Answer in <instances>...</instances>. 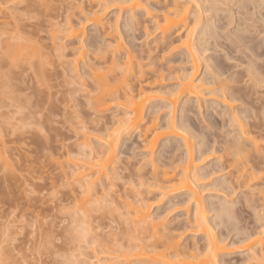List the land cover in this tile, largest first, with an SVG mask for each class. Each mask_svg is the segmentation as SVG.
<instances>
[{
  "label": "rangeland",
  "instance_id": "1",
  "mask_svg": "<svg viewBox=\"0 0 264 264\" xmlns=\"http://www.w3.org/2000/svg\"><path fill=\"white\" fill-rule=\"evenodd\" d=\"M85 1L0 0L1 40L6 41L8 39V42H11L13 46L14 44L19 46L23 44L27 46L25 51L26 56H20L16 62L7 56L8 53L6 54L7 58L3 59L4 57H2V60L0 59V63L2 64V66L0 64V71L3 73L8 71L11 74L10 75L7 73L10 75V80L8 79L9 81L5 79V76L4 78H0L4 79V82L7 80L8 82L6 81V84L8 85L3 84V82H1V84L5 85V87L8 86L9 90L12 92L11 95L9 93L3 92L4 95L8 96L4 102H1L3 97L0 99V264H113L114 262L112 261H115V263H121L122 258H118V260H121H119V262H116L117 260L114 259L116 258V255L119 257V250H122L121 248L124 249L126 246L123 247L120 244L122 247L120 246L121 248L119 249V245L116 243H125V240L116 241V243L113 241L112 244H110L107 239L105 240V237L109 232H114L116 233L115 235H123V237L126 236V238L129 235V237H131H128L130 242V239L132 240V238L136 235L134 226L130 224L131 222L128 218L131 215L128 214L129 216H126V213L124 212L127 209V206H125L123 203L124 201H132V196L134 194L133 192H136V190L141 191L140 193H142L145 200L151 203V217H159L162 222L169 224L179 220L182 221L187 216L185 213L187 205L183 201L186 198V194L183 193L182 195L173 199L174 201H182L175 206H171L167 196L163 195L157 189L148 187L146 183H143V181L146 182L148 180H142L141 182L143 185H136L139 180L137 181L138 178L136 179L135 173V176L132 177L133 170L136 167L139 168V166H142L143 164L146 166L145 168L143 165V168L146 169V171L150 170L151 167H149L147 170V165L149 162L146 165L145 160L147 159L148 161V159L151 157L153 158L157 156L156 154H158L159 146L157 145L158 147H155L153 154L143 150V147L140 145L142 147L141 148L138 144V141H136L137 137L135 138V136L137 133L134 131L135 134L131 136V139L128 138V140H126L127 134L122 135L123 137L121 139L123 140L119 142L116 152L117 159L115 157V161H113L114 169L116 168V173H118V176H115V178H118L114 179L112 177L113 175L111 176V178L114 179H111L112 182L115 183L113 184L114 187H111L110 190L106 188V194L108 191V195L104 198H101L103 199L101 211L104 208L106 215L109 211L107 218L109 216L110 220L109 218L108 220L106 219V222H109L105 223L104 217H102L103 219L97 217L100 219V221H98L99 219L94 220L95 216L93 218L91 217V220L88 218V221L86 224L84 222L83 226L85 227L84 230L90 228V231L87 233V238L85 237L84 240H82L83 238L80 240L81 237L79 236H82L83 234H80V232L84 227L81 229L82 226L80 227V224H77L81 220L79 221L76 218V223L73 222V219H75V211L79 208L76 201L79 199L82 193L78 188V184L73 182L74 180L70 181L72 177L69 180L66 179L68 177V172L66 173V178L65 175L64 177L62 175L69 163H67L66 160H69L67 159L68 157H70V159L72 158L73 160L75 156H80V153L77 152L80 151V148L77 149V145L83 140V134H86V136L87 133L89 134V137L87 136L88 138L86 136L84 137H86L85 139H87V141H89L92 146L96 148L99 146L101 147V140L96 139V137L101 134L103 135V130L102 132H99L92 127L94 126L92 121L96 117H99V120L103 122L105 127L109 129L111 126H113L117 117L121 114V108L114 106H111L105 110L103 109L102 111H99V113H94L95 109H93V111L91 110V107L89 106L90 102L86 101L88 99L87 97L85 98V95L87 94H85L84 91V87H86L87 84L88 87L91 86L89 85L90 83H93L94 85L93 79L89 80V75L87 78L85 76H82V78L80 77L81 75H79L77 77L81 79H76V74L73 75L75 78L71 74L76 73L70 70H74V67L71 68L70 66H73L74 62H76L75 58L79 55L76 53H80L82 50L79 49L80 45H83L84 55L83 59H80V62H76L78 71L80 70L81 66H84L81 65V63L85 64L86 68L88 67L86 65V61L88 62V60H90V64L93 63L90 66L92 67L91 69L96 70L97 72L94 71L96 74L100 72V76L107 75L108 73L105 74V72H108L109 70H114L106 67L108 65L107 60H103L104 62H107L104 64H102L100 60V65L98 64L99 62L97 63L96 60L100 57V55L106 52L102 53L103 50H95V46V49L91 47L92 44L90 46L89 40L87 39L88 36L85 37V41L83 40L82 36V42L79 44L77 42L78 40L70 37L68 38L67 33L65 34L63 30L65 29L63 27L65 26L64 22L67 17L70 16V18L75 22L81 19L80 17L82 14H79V9L83 7V4L85 8L86 5L90 3V1L87 0L85 5ZM146 1V4L149 3L148 7L152 8V10L151 8L149 9L151 10L152 14L153 12L156 13V11H159L158 9H160V5L158 4H161L166 0ZM108 3V7L106 6L103 11L104 22L113 24L115 18L119 16L117 23L121 25L125 21V15H121L120 11L118 12V7L115 4H111L110 1ZM199 3L202 10V16H207L216 20L215 24L218 26V28L216 29L217 34L215 36L209 38L206 37V42H203L204 39H202V41H198V35H194L195 37L193 36L195 38L193 42H195L198 45V48L201 50L202 63L200 65L201 70L197 79L201 77L208 79L217 75L219 78H221L220 82L222 83L232 82L227 77L228 74H220L221 72L216 70L215 65L217 62H219L222 66L238 64L236 60L226 59V55H229L228 52L232 50L231 53L233 54V49H235L233 46V40L238 39L236 38L238 33L234 32L233 28H236L237 24L240 25L239 27L248 26L249 28V32H243L247 36L245 45L260 47L259 51H264V23L259 18L258 8H253L252 0H199ZM205 7L208 8L206 11H204ZM216 7L220 9L216 10ZM222 9H231L233 12V19H231V22H228V16H226L227 11H222ZM239 11L242 13L239 14ZM117 12L120 13V15H118ZM262 12H264V10H262ZM140 14L141 12H139V15ZM145 17L146 16L144 15L143 20H150L149 16L146 18ZM142 22L141 25H144V22ZM147 22L148 21L145 22V25L151 26V22ZM141 28L142 27H140V30L138 28V30L135 32L136 38H134V42L137 43L135 46L139 45L141 47L142 43H144V40L146 42L149 41V46H151V42H153L155 39H158L159 34L153 28H149L150 30H148L150 34L145 37V32ZM259 28L262 30L261 32H258L257 29ZM61 29L63 32H61ZM56 30L59 31L56 33L54 32L55 34H53V31ZM118 31L120 34L119 37H121L123 42H127L128 38L121 34L119 29ZM180 34H182L181 36H184L185 32L183 29L181 30ZM54 35H56V37ZM119 37H116V39ZM107 40L114 39L109 38ZM3 41L0 44V56L1 52H6L5 47L7 43ZM11 43L10 45H12ZM115 43L112 44L115 45ZM10 45L8 48H11ZM144 45H142L143 48ZM127 47L129 48L128 50L131 51V55L133 57L132 60L134 63L133 65H137L136 62L143 65L142 72L140 74L137 73L138 79H128L131 80L133 87H136L135 89L141 85L145 86L146 92L150 95V99L148 101L157 110V120L164 122V120L168 118V112L170 108L160 100L159 96L162 92L175 90L178 87V77L181 76L186 70H191L187 56L184 51L179 49H175L173 52H169L171 50H168V52H166L167 50H164L163 53L160 49H154V51L151 52L150 57V54L146 51V48L143 49L141 47L138 49V47H135V49H132L129 46ZM10 48L9 51L12 49ZM242 48L244 49V47ZM11 51L13 52L14 50L12 49ZM108 51L110 52V50ZM22 52L23 54L25 53L24 50H22ZM22 52L20 51L18 55H20ZM236 52H234L233 55L236 56L239 54V52L235 54ZM97 56L99 57L97 58ZM147 56L151 59H148ZM118 58L121 60L120 56ZM11 59L12 61H10ZM106 59L108 58L106 57ZM5 60H7V63H5ZM122 61H127V58L122 57ZM149 63L151 64L148 65ZM241 65L244 66L245 63ZM206 67H208V70L204 72ZM84 68L85 67L82 68L81 74H83ZM87 69L90 70V68ZM242 70L239 71L241 72ZM114 71H111V74H113ZM117 73H119V71H117ZM135 76L133 78H135ZM93 77L94 76H92V78ZM115 77L116 76L113 77L114 80L117 79ZM246 77L244 76L243 80H239L242 86L250 83ZM260 77L263 80L260 82L261 84L259 83L260 88L257 87L258 90L256 89V95L253 94L255 96L251 97V102L258 99L259 100L251 103L253 104V108H255V110H252V112H247V114H251L252 117L250 122H254L255 118H257V123L259 124L258 127L246 125L245 128L250 130L248 135L253 139L255 138L256 142H258V144L261 143L262 146V143H264V141H262L264 139V110H262V106H264V76ZM111 79L112 77H110V80ZM80 80L86 84L84 86V84L81 83L82 86H84L82 88L80 87ZM87 89L90 90L91 88ZM3 90H6L7 92L8 89L4 88L3 86V88H0V93ZM90 91H92V89ZM90 91L89 96L92 95V92ZM93 93H96L95 90ZM183 102L184 99L180 101V103L175 108V115L177 119L180 117V109ZM230 103L234 105V112L241 108L246 109L247 107V105H245L240 100L231 101ZM206 105H217V107H220V104L214 100L208 101L206 103L201 102V107L199 108L197 102H195L193 99H190L185 103V109L188 110L191 120L190 125L186 126L185 130L189 134H187V136L191 135V142L195 144L201 138L197 130L200 124H202L200 121L201 114H199V111L202 110V115H205ZM147 110L148 109H146L144 121H149L147 120ZM96 121V123L100 122L98 120ZM193 125H195V127ZM97 128L100 130L101 127L99 128L98 126ZM213 131H216L217 133L220 132V130L215 129H213ZM104 132H106V130ZM128 135L130 136V133ZM170 139V142L168 141L167 143L169 146L167 145L164 147L166 149V152H163L162 154L164 158L161 159L164 160L167 158L166 161H170L168 158L172 159L173 157L174 160L176 159L174 162L176 164L177 160L185 154L186 147L179 138L176 139V141H172L174 139ZM123 142L125 143L123 144ZM82 158L85 159L84 157ZM82 158H79V163L81 161L83 162ZM86 158L89 160L88 157ZM80 159L82 160L80 161ZM87 159L83 163H86ZM162 163L164 162L162 161ZM262 166H260L262 169L261 173L264 174V167ZM167 167L168 166L165 165V168ZM68 168H70V166ZM261 169L259 171H261ZM112 171L110 173H112ZM101 182H103V180H101ZM208 182L209 179H203L201 180L202 184L198 186L202 189L200 191V195L203 203L210 204V202L218 201L223 202V205L227 204V206L232 208L231 213H226L227 215H224L225 219L223 217L224 220L221 219L222 221L215 218V211H209L207 213L210 221H214L212 219H215V225L212 224L214 222L211 223L214 226V233L216 235L221 234L223 236H221L222 238L226 237V243L229 244L230 241L231 244H229L227 247H230L232 251L230 252L227 250L229 254H225L222 259L226 261V264H254L256 262L254 261L255 259H252L254 256H252L251 259H248L249 257L247 258V254L244 255L245 253H243L245 250L242 251L243 248L239 250L241 247L240 245L242 244L237 243L236 240L234 241V239H236L234 237L235 233L236 235L238 234V227V229H242L241 231H243V233L245 232L244 234H247L248 232L250 233L252 231L255 233L259 230V224H264V219H262L261 222L258 221L262 218V214L264 218V207H262L264 205H261L262 201L264 203V200L260 198L262 200L258 201L260 196L257 195V197H255L256 194H254V207L256 204L261 205H258L259 208L255 207L257 213H261V215L257 214V217L255 215L256 213L254 214V209L251 210L254 208L253 202H249V200L251 201L252 197L249 196V198L246 196V198H249L248 203H251L252 207L250 206V208L248 203H246V206L244 205L243 201L247 202V200H242L244 195H239V191H242V188L236 190V193L227 194L226 192L224 193L222 191L216 190L212 185H209ZM106 183L107 181L105 180L104 184ZM73 189L75 193H72L74 191L70 192ZM70 193L74 195L71 196L72 194ZM93 196L91 193L87 197L88 201H91L90 199H93ZM93 200L92 202H94ZM97 201L99 202V200ZM89 204L90 202L88 205ZM94 204L92 207H95ZM92 207L91 210L94 211L96 208L92 209ZM98 207H100V205ZM98 207L97 209H99ZM91 210L89 209L88 211L91 212ZM93 211L91 215H93V213L96 215V213H98L97 211L100 210H97L96 212ZM102 212L101 214L104 215ZM81 213L84 214L83 211ZM81 213L78 214L80 215ZM120 213H123L122 216ZM87 215L88 216L85 215L84 217H90L89 214ZM106 215L104 216L106 217ZM259 216H261V218H259ZM101 220L103 221V226H98L97 221L102 222ZM263 227L264 225L262 226V229ZM123 228L126 229L124 231H132L135 233V235L132 236L130 233H128V235L125 234L126 232L124 233ZM170 228L172 231L175 229L173 227ZM170 228L167 231H171ZM177 229L178 230L175 229L173 233L183 234L180 237L182 244H188L187 246H190L191 244L192 246V244L195 242L199 246H202V244L205 243V237L202 236L201 233L194 234L188 229ZM241 231H239V233ZM262 234L264 235V232H262ZM262 234L261 236L263 237ZM114 236L112 235V237ZM239 237L240 236L238 235L237 238ZM107 238L108 240L110 239L109 237ZM120 239H122V237ZM127 239L126 244L128 245L129 242ZM232 239L236 243H234ZM104 243L112 246L113 251L118 249L116 252L110 251L111 254L114 253L115 255L111 256L112 259H109L108 255V257H105L102 254L103 252L101 253L100 250H102V248V251L106 252L112 248L106 249ZM113 243H115V245ZM104 248L106 250H104ZM110 252L107 254H110ZM255 258L257 259L258 257ZM129 261V264H142L140 260H138V262L134 258L131 260L129 259ZM258 264H264V260H260Z\"/></svg>",
  "mask_w": 264,
  "mask_h": 264
},
{
  "label": "bare ground",
  "instance_id": "2",
  "mask_svg": "<svg viewBox=\"0 0 264 264\" xmlns=\"http://www.w3.org/2000/svg\"><path fill=\"white\" fill-rule=\"evenodd\" d=\"M88 1H90V3H88L87 5H86L87 0L85 1V5H86L85 8L83 4L82 5L83 7L79 9L80 10L79 14L80 15L82 14V16L80 17L81 19L75 22L70 18V16L69 17L66 16L67 18L65 19L64 22L65 26L63 27L65 29L63 28L62 29L64 30L65 34L67 33L68 36L67 35L66 36L68 38L70 37L78 40L77 42L79 44L82 42L81 40L82 36H83V40L86 39L85 38L86 36H88L87 39L89 40L90 46L92 44L91 47L94 48L95 46L96 47V49L94 48L95 50L101 49L103 50L102 53L106 52L101 54L100 57L97 56V58L99 57L96 60L97 63L99 62L98 64L100 65V61H101L102 64H104L107 63L104 62L107 60L108 65L106 67L114 69L116 71L108 69L109 71L105 72V74L108 73L107 75L100 76L99 75L100 72L96 74L94 72L96 70L91 69L92 67L90 66L93 63L90 64V60H88V62L86 61V65L88 66L87 68H90V70L86 68L85 64L81 63V65H84L83 66L85 67L84 69H87V70L83 69L84 72L83 74H81L82 73L81 70L83 67L81 66L80 70L78 71L77 69L78 67L76 64V62H80L81 58L83 59V55H84L83 45H80L79 49L82 50L80 53H76L77 55L79 54L75 58L76 62H74L73 66H70L71 68L74 67L73 68L74 70L72 69L70 70L76 73L74 74L71 73V74L72 76L76 74L75 76L76 79H81L77 77L79 75H81L80 77L85 76L86 78L90 76L91 78L89 77L88 79L89 80L93 79L94 85L93 83L89 84L93 88L91 86L88 87V84L86 87H84L86 84L81 82L82 80H80L79 83L81 88L84 87L85 90L84 89L82 90H84L85 94H87L85 95V98L87 97V99L89 100L86 101L90 102V105L89 103L88 105L91 107L92 111L93 109H95L94 113H99V111H102L103 109L105 110L111 106H114L121 108L120 111L121 114L117 117L115 123L109 129L105 127V124L99 120V117H96L92 121L95 127L94 126L92 127L95 128L96 131L98 130L99 132H102L103 130L102 133L104 136L101 134L103 137L101 135L96 137V139L101 140L100 141L101 147L99 146L96 148L92 146L89 143V141L85 139L87 136L89 137V134L87 133V136L86 134H83L86 137L82 136L83 140L81 141V143L79 142L77 145V149L80 148L79 149L80 151L77 152H79L80 156L84 157L85 159L77 155V157L75 156L76 158L74 157L73 160L72 158L70 159V157L67 158L69 160H66L67 163L69 162L71 165L68 163L67 168L64 170L65 173L63 171L62 175L63 177L65 175L66 178L68 174V177L69 176L70 177L69 178L67 177L66 178L67 180H69L72 177L70 181L74 180L73 182H76L78 184L79 186L78 188L82 193V194L80 193L81 195L79 199L76 201L79 208L77 207L78 209L75 211L76 213H74L75 219H73V222L77 221L76 218L79 221L81 220L80 222L78 221L79 223L76 222L77 224H80V227L82 226L81 229L84 227L83 226L84 222L86 224L88 218L90 219L91 217L93 218L94 216L96 217V218L94 217V220L95 219L98 220L99 218L97 217L100 218L104 217L105 223L109 222V221L106 222V219L108 220L109 218L110 220L109 216L107 218V215H109L108 213L109 211L107 210L108 211L107 215L106 212L104 211V208L102 209L103 212L101 211L102 208L101 204L103 203L102 201L103 199L101 198H104L108 195V191L106 194V188L110 190L111 187H114L113 184L115 183L112 182V180L118 178V177L115 178V176H118L117 175L118 173H116V168L114 169L113 161H115V157L117 159L116 152L119 146V142L123 140L121 139L123 137L122 135L127 134L128 137L125 135L127 138L125 139L128 140V138L131 139V136H133V134H135L136 132L137 133V135L135 136V138L137 137L136 141H138L139 146L141 145L143 147V150L153 154V150L157 145L159 146V147L157 146L159 149H158V154H156L157 156L153 157L156 164L153 161L152 157L148 159V161L147 159L145 160L146 165L148 164V162L149 164H151V165L149 164L147 165L148 166L147 170L149 169V167H151L150 170L146 171V169L143 168V165L145 168L146 166L145 164H143L142 166H139V168L136 167L137 169L135 168L133 170L132 172L133 175L131 173L130 174L132 175V177L136 175L135 176L136 179L138 178L137 181L139 180L138 183H140L142 180H148L146 182L143 181V183L144 184L146 183L148 187L157 189L163 195L167 196V199H169V204L171 206H175L182 201V200L174 201L173 199L177 198L183 193L186 194V198L183 201L187 205L185 209L186 211L185 213L187 214V216L182 221L179 220L180 222L177 221L173 223L171 222L172 221L171 220L170 221L171 223L165 224L164 222H162V220L159 217L157 218L151 217V203L145 200L142 193H140L141 191L136 190L135 192L133 190L134 192L133 191L132 192L134 194L132 196V201H124V202L121 200L120 201L123 202L125 206H127V209L125 210L124 213H126V216L131 215L128 218L129 221L131 222L130 224L134 226L136 235L132 231L131 232L124 231L126 230L124 228L123 231L124 233L126 232L125 234L127 235L128 233L132 234V236L135 235L134 236L135 238L133 237L132 240L130 239L129 242V238H131L129 237V235H128L129 238L127 237L128 238L127 239L126 236L125 237H123V235L118 236V234L115 235L116 233L114 232L112 233L109 232L111 235L108 233L105 237V240L107 239V241L110 244H112L113 241L116 243V241L125 240L124 241L125 243L117 242L116 244L119 245V249L122 246L123 247L126 246L124 249L128 248L126 250H124L123 248H121L122 250H119V257L116 255V258L114 260H117L116 262H119L120 259L118 260V258H122L121 259L122 261L120 260L121 263L120 262L115 263V261H112L114 262L113 264H123V263L129 264L130 262L129 259L131 260L132 258H134L137 261L140 260L142 264H203V263L226 264V261L223 260L222 257L225 254H229L228 251L230 252L232 251L230 247H227L230 244V241L229 244H227L226 237L222 238L223 236L221 234L216 235L214 233L213 225H215V219H212L214 221H210L207 213L209 211H215L216 213L215 218L218 220L221 219L224 220L225 219L224 215H227L226 213L229 212L231 213L232 208L230 206H227V204L223 205V202H218V201L210 202V204L203 203L200 195V191L202 189L199 188L198 186L202 184L201 180L209 179L208 182L209 185H212L216 190L222 191L224 193L226 192L227 194L236 193L235 192L236 190L242 188V191H239L240 193L239 195L241 194L244 195V197L242 196L243 198L241 197L242 200L243 199L247 200V202L243 201L245 206L246 203H248V199L252 197L251 201L249 200V202L251 203L253 202V207H254L255 204L253 200L254 194H256L255 197H257V195L260 196L258 198V201L262 199L264 200L263 198L264 195H262L264 194V174L261 173L262 169L260 167L262 165H263L262 167H264V150H263L264 143H262V146L261 143L258 144L255 138L253 139L251 136L248 135L250 130L248 128H245L246 125L252 127H258L259 124L257 123V118H255L254 122H250V119H252V117L251 114H247V112L248 111L252 112V110L254 111L255 108H253L254 106L251 103L259 100L258 99L251 102L252 99L251 97L256 95L255 94L257 93L256 89L257 87H259V83L263 80L260 76H264V51H259L260 47L246 46L245 41L247 36L243 32H249V28L248 26L239 27L240 25L237 24V27L233 28V31L238 33L236 35L237 36L236 38L238 39L233 40V46L235 48L233 49V54L236 51L237 52L235 54H237L238 52L239 54L235 56L231 53L232 50H230L228 52L229 55H226V59L236 60L238 64L222 66L219 62H217V64L215 65L216 70L218 72H221L220 74L227 73L228 74L227 77L232 82L222 83L220 82L221 78H219L217 75L212 76L208 79L202 77L197 79L199 76V72L201 70L200 65L202 62H201V50L198 48V45L195 42H193L195 39L194 35L199 36L198 41H202V39H204L203 42H206L207 41L206 37L209 38L215 36L217 34L216 29L218 28V26H216L215 24L216 20L207 16H202V10L200 8L199 0H166L164 1L165 3L163 2L164 4L159 3L158 4L160 5L159 6L160 9H158L159 11H156V13L153 12L152 14H151L152 8L150 7L151 10H149L150 9L148 7L149 3L146 4L147 3L146 0H145L146 2L144 0H107V1L88 0ZM109 1L111 4H115L118 7V12L120 11L121 15L122 14L125 15L124 18L125 21L121 25L117 23L119 16L115 18L113 24H108L104 22L103 11L106 8V6L108 7ZM252 3L254 9L258 8L259 18L264 23V12H262V10H264V0H252ZM207 9L208 8L205 7L204 11H206ZM217 9L220 8L216 7V10ZM222 11H227L226 16H228V22H231V19H233V12L231 11V9L230 10L222 9ZM118 12L117 14L120 15V13ZM139 12H141L140 15L142 19L140 18ZM241 13L242 12L239 11V14ZM144 15L146 17L149 16L150 20L144 19L145 20L144 21L143 20ZM140 21L144 22V25L142 24L143 26L141 25ZM146 21L148 22L150 21L151 26L145 25ZM140 27H142L141 29L144 30L145 33L144 32L143 33L145 37L148 34H150L149 28H153L159 34V38L151 42L153 45L151 44V46H149L150 45V43H148L149 41L146 42L145 40L144 43H142V45L146 44L144 45V48L140 44L143 49L146 48V51L150 54V57H151V52L154 51V49L156 50L160 49L162 50V53L164 52V50H167L166 52H168V50H171L169 52H173L175 49H179L185 52L189 64L191 66L190 71L186 70L181 76L178 77L179 79L177 83L178 87L175 90L162 92L159 96L160 100L170 108L168 112V118L165 119L164 122L163 121L160 122L159 120H157L158 119L156 117L157 110L154 106H152L149 103L148 100L150 99V95L146 92L145 86L141 85L137 89H135L136 87H133L131 80L128 79V78L134 80L136 78L138 79L137 73L140 74L143 70L142 69L143 65H141V63L136 62L137 65H133L134 64L132 60L133 57L131 55V51H129L128 50L129 48L127 47L129 46L130 48L135 49V47L137 48L139 46V45L135 46L137 43L134 42V38H136L135 32L138 30V28L140 30ZM62 29L61 32H63ZM118 29L120 30L121 34H123L126 38H128L127 42L124 43L121 37H119L120 34ZM182 29L185 32L184 36H181L182 34H180ZM257 30L258 32L262 31L260 28ZM58 31L57 30L53 31V34H55ZM54 36L56 37V35ZM116 37L119 38L116 39ZM109 38H112L114 40H107ZM2 41L3 40H1L0 38V44ZM8 41H9L8 39L6 41L5 40L3 41L7 43L5 47L6 52H1L0 59L2 57H4L3 59H5L8 56L12 58L13 61L16 62L20 56L21 57L26 56V52H25L27 48L26 45L21 44V46H19L17 44H14L13 46V44ZM10 43L12 45H10ZM112 43H115V45H113ZM9 45L14 50L13 52L11 51L12 49L10 47L9 48L11 50L9 51L8 48ZM141 47L139 46L138 49ZM242 47H244V49ZM22 50H24L25 52L24 54ZM108 50H110V52ZM20 51L22 53L18 55ZM12 55L15 58H13ZM102 55L104 57L106 56L109 60L106 59V57L104 58ZM116 55L117 57L115 58ZM119 56L121 60L118 58ZM122 57L127 58V61H122ZM150 57H148V59ZM12 59L10 61H12ZM5 63H7V60H5ZM243 63H245L244 66L241 65ZM150 64L151 63H149L148 65ZM242 68L244 71L242 70ZM207 70L208 67L205 68L204 72ZM239 70H242L243 72L242 71L240 72ZM91 71H92V76H94L93 78L91 76ZM111 71L112 72L114 71V73L111 74L112 73ZM117 71H119L120 74L117 73ZM7 73L10 74V72L8 71L7 72L5 71L4 73L0 71V78L2 77L4 78L5 76V79L10 80L11 74L8 75ZM115 73L117 74L114 75ZM113 75L116 76L115 77L117 78L116 80H114ZM134 76L135 78H133ZM244 76L245 77L247 76L246 78H248L247 80H249L250 83H248L245 86H242L239 80H243ZM110 77H112L113 80L112 79L110 80ZM7 80H5L4 82V79H0V86H2L0 88H3L4 86V88L8 89L7 92L6 90L5 91L3 90L1 91V93L5 92L11 95L12 92L9 90L8 86L5 87V85H8L6 83L9 80L8 81ZM1 82H3V84L5 85L1 84ZM81 83H83L84 86H82ZM87 88H91L92 91H90L91 89L89 90ZM88 90L92 92V95L89 96ZM94 90L96 93H93ZM1 93H0L1 96L0 99L2 97L3 98L5 97L4 99L3 98L1 99V102H4L5 99H7L6 97L8 96L4 95V93L3 94ZM183 99L184 102L181 105L180 117L179 119H177L175 115V108ZM190 99H193L195 102H197L198 108L201 107V102L206 103L208 101L214 100L218 104H220V107H217V105L216 106L206 105L205 115H202V110L199 111L200 112L199 114H201L200 121L202 124H200V126L197 129L198 134L201 137L200 140L196 142V144L198 143L197 145L191 142L190 140L191 135L187 136L188 133L185 130V127L189 126L191 122L190 116L188 114V110L185 109L186 107L185 103ZM236 100H240L245 105H247L246 109L241 108L234 112L233 111L234 105H232L230 102ZM146 109H148L147 110L148 115L147 114L146 115H147V120L149 121L146 120L144 121ZM262 110H264V106H262ZM96 120L100 122L96 123L97 122ZM96 126L97 127L99 126V128L101 127L102 129L100 128L99 130ZM193 126L195 127V125ZM103 127L107 129H104ZM213 129L220 130V132L217 133L216 131H213ZM105 130L106 132H104ZM129 133L130 136L128 135ZM170 138L174 139L172 141H176V139L179 138L182 141L183 145L186 147L185 154L177 160L176 164L174 163L176 159L174 160L173 157H172L173 160L168 158V160L170 161H166L167 159L166 157H165L166 159H164L165 161L161 159L164 158L162 156L163 152H166V149L164 147L168 145L167 143ZM262 141H264V139ZM124 143L125 142H123V144ZM78 156L79 158L83 159V162H85V160L87 159L86 157H88L89 160L87 159L86 163H83L81 161L82 159H80L82 163L81 162L79 163ZM162 161L164 163H162ZM165 165H167L168 167L165 168ZM69 166L70 168H68ZM109 169L111 171L113 170L114 172L112 171V173H110L111 171ZM260 169L261 171H259ZM263 172H264V168H263ZM111 176L114 179L111 178ZM101 180H103V182H101ZM105 180L107 181L106 184H104ZM138 183L136 184L137 186H140L141 184L143 185L142 182L140 184ZM72 191H74V189L71 190L70 192ZM72 193H75V191ZM91 193L92 196L94 195L93 196L94 200L90 199L91 201H88L87 197ZM73 195L74 194H72L71 196ZM246 196L247 197L250 196V197L246 198ZM92 200L94 202H92ZM97 200H99V202ZM89 202L90 204L88 205ZM251 203H248L249 207L250 206L252 207ZM93 204L95 207H92ZM99 205L100 207H98ZM258 205L260 204H256L255 207L259 208ZM261 205H264L263 201ZM91 207L92 209L94 208L96 209H94L93 211L91 210ZM97 207L99 209H97ZM190 207H192L193 209ZM255 207L252 208L251 210L254 209L253 210L254 214L256 213L255 215L258 217V215H261V213L259 212L257 213ZM89 209L91 210V212L88 211ZM80 210H82L84 214H82L81 213L82 211ZM92 211L93 212L97 211L98 213H96V215L95 213L91 215ZM101 212L104 215H106V217L102 215ZM78 213L81 214L79 215ZM87 214H89L90 217L87 218L84 217L85 215L88 216ZM120 214L122 216L123 213ZM82 218L83 219L85 218L84 221ZM259 218H261V216H259ZM262 219H264L263 214H262V218L257 220L261 222ZM98 221H100V219ZM98 221H97V225L103 226L102 224L103 221L102 220H101L102 222H98ZM259 225L260 227H258L259 228L258 231L254 230L256 231L255 233L252 231L250 233L248 232L247 234H244L245 232L243 233V231H241L242 229L240 230L238 229L239 228L238 227L237 230L241 232L239 233V231H237L238 234L236 235L235 233V237H234L236 239L233 238L234 241L236 240L237 243L242 244L240 245L241 247L239 246L240 247L239 250L243 248L242 251L245 250V252L243 253H245L244 255L247 254L246 256L247 258L249 257L248 259H251L252 256H254V258L252 259H255L254 261L257 262V263L255 262L254 264H258L260 260H264V248H263L264 235L262 234V232H264L263 231L264 227L262 229V226L264 224L262 223V225L261 224ZM170 227H173L176 230H178L177 228H179V230L188 229L190 232H193L194 234L201 233L202 236L205 237V243L202 244V246H199L195 242L194 244H192V246L191 244L190 246H187L188 244L184 245L181 243V238H180L183 234L173 233L175 229L172 231ZM169 228L172 232L167 231ZM84 229L85 227L80 232V234L83 233L82 236L81 235L79 236L81 237L80 240L82 238H83L82 240H84L85 237L87 238V233L88 231H90V228H87L86 230ZM119 229L121 230L120 227ZM261 234L263 235V237L261 236ZM112 235L113 236L115 235L116 237L115 236L114 237L116 239L112 237ZM238 235L240 236L239 238H237ZM107 237H109L110 238L109 240L112 241L110 242ZM119 237L120 238L122 237V239H120ZM125 238L129 242V243L127 242L128 245L126 244ZM115 243L113 244L115 245ZM104 246H106L105 247L106 249L107 248L110 249L112 247L109 246V244H105V243ZM105 248L104 250H106ZM102 250L100 251L101 253L103 252L102 254L105 257L109 256L108 258L112 259L111 256L114 255V253L111 254V252L113 251V247L108 251V252L111 251L110 254H107L108 252ZM117 250L118 249H116L113 252H116ZM255 257L258 258L256 259Z\"/></svg>",
  "mask_w": 264,
  "mask_h": 264
}]
</instances>
